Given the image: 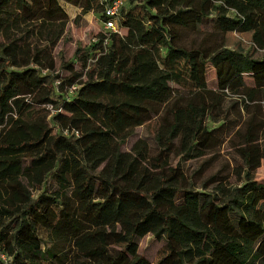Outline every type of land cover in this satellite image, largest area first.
Wrapping results in <instances>:
<instances>
[{
	"label": "trees",
	"instance_id": "trees-1",
	"mask_svg": "<svg viewBox=\"0 0 264 264\" xmlns=\"http://www.w3.org/2000/svg\"><path fill=\"white\" fill-rule=\"evenodd\" d=\"M116 1L0 0V252L7 264H151L139 250L151 234L167 245L156 264H264V117L243 140L237 186L215 174L199 190L171 161L200 158L231 133L228 92L264 93V0H121L119 31L78 48L50 82L57 132L31 117L18 79L55 73L67 5L105 23ZM199 19L212 30L189 43ZM229 32L251 33L261 57L227 48ZM155 117V153L142 140L124 151Z\"/></svg>",
	"mask_w": 264,
	"mask_h": 264
},
{
	"label": "rangeland",
	"instance_id": "rangeland-1",
	"mask_svg": "<svg viewBox=\"0 0 264 264\" xmlns=\"http://www.w3.org/2000/svg\"><path fill=\"white\" fill-rule=\"evenodd\" d=\"M70 20L67 24L66 31L60 39L57 46L52 50V58L57 68L55 73L48 69H43L30 79L19 78V84L22 93L27 99L34 104V112L32 118L42 119L57 132L51 118L55 112L54 105L49 102V98L56 100L57 95L50 89V82L53 86H58L59 79L55 76L59 74L61 77L67 75V72L60 69L63 62H75V52L78 48L90 50L98 41L99 34L109 36L110 31L106 30L101 15L98 12H90L84 17H80L81 10L79 8L67 9ZM209 22L198 20L197 32H189L186 35V41L201 42L202 38L209 34L212 30ZM208 30V31H207ZM126 33V31H123ZM226 47L232 50H240L249 53L255 57H261L262 52L258 51L252 42L251 33L229 32L225 36ZM76 68L80 70L79 63ZM208 87L217 89V82L214 70L209 67ZM180 91H184L181 86H175ZM258 106H261L258 108ZM260 109V110H258ZM259 113L260 117H264V93L256 95L251 101L247 97L227 93L222 103L221 113L224 117L230 119L229 126L233 128L230 134L220 135L215 146L200 158L189 156L173 155L171 161L174 165L180 164L189 177L193 179L195 184L199 186V190H203L201 185L210 176L219 174L223 177V182L227 186H237L241 184V178L237 175L241 162V152L244 151L243 140L248 136L251 123L255 114ZM224 123H212L210 120L209 129H213ZM162 121L160 117H155L144 125L135 128L131 137L127 140L123 147L124 151L131 152L132 148L139 141L147 145L151 155L156 151V135L161 127ZM261 142L264 144V132L261 131ZM255 177L264 182V160L261 167L257 170ZM213 190V189H209ZM140 254L145 256L151 264L156 262L166 253L167 245L164 239H157L149 234L139 241ZM221 255L222 250H219Z\"/></svg>",
	"mask_w": 264,
	"mask_h": 264
},
{
	"label": "built area",
	"instance_id": "built-area-1",
	"mask_svg": "<svg viewBox=\"0 0 264 264\" xmlns=\"http://www.w3.org/2000/svg\"><path fill=\"white\" fill-rule=\"evenodd\" d=\"M122 5V1L118 0L116 2H114L112 4V6H108L106 8V14L110 17H112L111 19H109L107 22L104 23V27L106 30L108 31H112V32H118L120 29L119 26V7ZM0 261L7 264L9 262V258L0 252Z\"/></svg>",
	"mask_w": 264,
	"mask_h": 264
},
{
	"label": "crops",
	"instance_id": "crops-1",
	"mask_svg": "<svg viewBox=\"0 0 264 264\" xmlns=\"http://www.w3.org/2000/svg\"><path fill=\"white\" fill-rule=\"evenodd\" d=\"M69 7L73 8L72 6L67 5V8H69Z\"/></svg>",
	"mask_w": 264,
	"mask_h": 264
}]
</instances>
